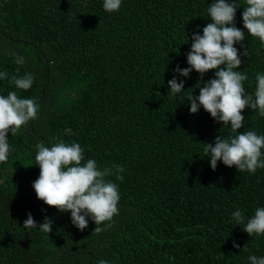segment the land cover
<instances>
[{"label": "trees", "instance_id": "16d2710c", "mask_svg": "<svg viewBox=\"0 0 264 264\" xmlns=\"http://www.w3.org/2000/svg\"><path fill=\"white\" fill-rule=\"evenodd\" d=\"M213 2L122 0L109 13L103 0H0V73H8L0 95L16 91L39 106L36 119L15 136L9 131L11 151L0 163V264H251L249 256L264 257V234L243 230L264 207V168L252 174L218 161L213 171L204 152L219 136L264 135V116L245 108L244 127L234 133L202 106L190 113L189 95L198 96L215 70L175 71L189 67L191 38L212 22ZM226 2L237 5L234 23L245 32L234 45L242 61L236 70L254 97L264 44L243 28L245 0ZM27 73L32 87L17 89L11 77ZM174 77L184 82L175 95ZM58 139L79 143L83 162L124 169L123 181L107 177L119 188V212L101 233L91 217L81 231L70 212L37 199V145ZM238 209L242 224L232 218ZM28 213L37 229L23 228ZM45 217L53 221L49 234L39 230Z\"/></svg>", "mask_w": 264, "mask_h": 264}, {"label": "clouds", "instance_id": "9594fccd", "mask_svg": "<svg viewBox=\"0 0 264 264\" xmlns=\"http://www.w3.org/2000/svg\"><path fill=\"white\" fill-rule=\"evenodd\" d=\"M122 0H103L106 12L119 11ZM242 13L243 28L247 33L264 44V0H245ZM237 5L226 0H214L207 12L211 23L203 28V35L192 36L191 50L187 54L189 67L175 69L182 77H188L192 70L203 74L215 70V78L199 87V95H189L190 113L195 114L202 106L217 122L230 124L234 133L244 127L245 117L241 114L245 108L259 110L264 116V74L256 75V89L253 95H247L243 82L248 79L242 71L240 53L235 44L245 39V32L235 26ZM243 55L247 56L245 51ZM15 63L22 65L24 58L17 56ZM8 78L7 72L0 73V79ZM19 90H29L34 82L31 73L22 77H11ZM171 94L181 93L184 82L174 77L168 82ZM39 106L34 99L21 98L16 91L6 96L0 95V163L7 161L11 145L8 133L15 136L21 126L37 118ZM66 135H72L71 129H65ZM204 152L210 158L213 171L217 162L222 161L229 168L235 166L239 172L254 174L258 168H264V135L254 131H246L229 138L219 136L215 145L204 143ZM35 165L40 168L38 179L32 187L37 199L49 207L62 213H71V222L79 230L88 227L87 217H91L96 227L94 232L101 233L105 228L100 225L110 222L118 214L120 200L119 188L107 177L115 175V179L123 181V167L112 166L100 168L97 161H85L84 149L79 143H65L58 139L51 147L43 143L37 145ZM83 162V163H82ZM237 224L245 222L242 210L232 213ZM52 219L45 217L39 225L41 232L52 231ZM23 228L37 229V223L31 213L27 214ZM243 230L249 235L264 234V207L257 208L254 216L247 220ZM234 248L239 245L233 243ZM251 264H264V257L249 256ZM99 264H108L100 260Z\"/></svg>", "mask_w": 264, "mask_h": 264}]
</instances>
